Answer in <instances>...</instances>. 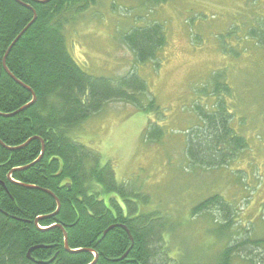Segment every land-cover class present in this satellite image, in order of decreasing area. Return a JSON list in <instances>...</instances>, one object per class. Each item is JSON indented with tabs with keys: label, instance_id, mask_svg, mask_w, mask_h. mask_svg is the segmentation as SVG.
<instances>
[{
	"label": "trees",
	"instance_id": "16d2710c",
	"mask_svg": "<svg viewBox=\"0 0 264 264\" xmlns=\"http://www.w3.org/2000/svg\"><path fill=\"white\" fill-rule=\"evenodd\" d=\"M140 1L157 6L167 0ZM96 2L0 0V264L174 262L165 241L172 233L165 212L146 208L147 194L118 183L110 163L101 165L98 153L69 136L73 127L111 101L161 116L134 68L122 77H94L70 56L64 28ZM33 12L36 17L29 25ZM261 20L246 34L264 50ZM120 42L131 52L134 65L153 62L158 66V54L167 39L163 25L151 22L132 27ZM24 86L36 98L28 107L32 96ZM227 86L219 74L213 75L201 93L215 102L208 105L203 99L192 106L196 121L183 133V154L190 171L228 169L247 148L245 139L231 127L233 115L224 99L230 94ZM141 136L147 143L160 142L163 128L148 122ZM52 196L60 205L55 216H51L57 209ZM212 210L221 219L211 220L213 225L234 241L224 247L217 264H229L233 255L246 252L252 257L249 264H264V239L236 241L230 232L234 209L221 194L201 200L190 214H211Z\"/></svg>",
	"mask_w": 264,
	"mask_h": 264
},
{
	"label": "rangeland",
	"instance_id": "374dc122",
	"mask_svg": "<svg viewBox=\"0 0 264 264\" xmlns=\"http://www.w3.org/2000/svg\"><path fill=\"white\" fill-rule=\"evenodd\" d=\"M261 19L264 0H167L157 6L140 0H97L64 28L66 48L86 74L117 78L134 68L160 109L161 116L111 101L73 127L69 136L98 153L101 165L110 163L118 183L147 194L146 208L165 212L172 230L165 241L173 264H217L224 247L234 244L213 225L221 221L217 211L190 214L215 193L232 203L230 232L236 241L264 239V50L246 34ZM151 22L163 25L166 46L158 54V66L134 65L120 37ZM215 74L230 89L224 99L233 115L231 127L247 148L228 169L190 171L183 133L196 121L194 103L215 102L201 93ZM151 121L163 128L160 142L142 139ZM247 254L233 255L228 263L249 264L252 257Z\"/></svg>",
	"mask_w": 264,
	"mask_h": 264
},
{
	"label": "water",
	"instance_id": "95a60500",
	"mask_svg": "<svg viewBox=\"0 0 264 264\" xmlns=\"http://www.w3.org/2000/svg\"><path fill=\"white\" fill-rule=\"evenodd\" d=\"M37 2H39V3H45V2H47V1H37ZM21 5H23V4H21ZM23 6H24V5H23ZM35 17H36L35 12H33V19H32V21L29 23V25H31V24L34 22ZM29 25H28V26H29ZM24 88L27 89L25 86H24ZM27 91H29V92L31 93L32 100H31V102H29L25 107H28V106L34 104V102L36 101V98H35L34 93L31 92L29 89H27ZM28 142H29V141H27V143H28ZM27 143H25L24 146H25ZM42 153H43V151H42ZM42 153H41L40 157L38 158V160L41 158ZM38 160H36L35 162H37ZM32 164H33V163H32ZM43 192L48 193L47 191H43ZM50 195H51V194H50ZM52 197L55 199V202H56V205H57V209H56V211H55L51 216H55V215L58 213L59 209H60V205H59L58 200H57L54 196H52ZM61 229H62V228H61ZM62 231H63V233H64V247H65L66 251H68V246H67V245H68V244H67V236H66V233L64 232L63 229H62ZM105 232H106V231H105ZM105 232H104V233H105ZM128 236H129V240H130V242L132 243V239H131L129 233H128ZM72 252L75 253V252H79V251L76 250V251H72ZM94 262H95V260H94L91 264H94Z\"/></svg>",
	"mask_w": 264,
	"mask_h": 264
}]
</instances>
